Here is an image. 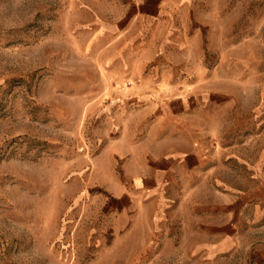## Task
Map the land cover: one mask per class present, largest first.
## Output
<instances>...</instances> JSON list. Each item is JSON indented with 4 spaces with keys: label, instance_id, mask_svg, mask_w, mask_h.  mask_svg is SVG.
<instances>
[{
    "label": "rangeland",
    "instance_id": "374dc122",
    "mask_svg": "<svg viewBox=\"0 0 264 264\" xmlns=\"http://www.w3.org/2000/svg\"><path fill=\"white\" fill-rule=\"evenodd\" d=\"M137 13L157 19L143 39L205 60L229 97L215 184L237 213L227 239L178 223L187 204L157 225L93 182L135 106L116 67ZM0 264H264V0H0Z\"/></svg>",
    "mask_w": 264,
    "mask_h": 264
},
{
    "label": "crops",
    "instance_id": "0c3cea01",
    "mask_svg": "<svg viewBox=\"0 0 264 264\" xmlns=\"http://www.w3.org/2000/svg\"><path fill=\"white\" fill-rule=\"evenodd\" d=\"M133 17L121 38L128 56L116 69L118 80L131 82L121 96L135 106L117 116V135L94 158L93 182L112 198L144 205L142 217L157 225L162 208L164 214L176 200L178 205L187 204V221L177 219L178 223L188 222L199 233L227 239L237 213L229 211L228 191L215 184L222 183L219 139L229 119L221 110L229 97L212 87L214 71L205 60L174 58V51L165 48L166 35L141 37L144 29L153 28L149 23L157 21L155 16ZM168 198L174 199L170 208ZM211 199H218L215 205ZM194 244L221 242L203 238Z\"/></svg>",
    "mask_w": 264,
    "mask_h": 264
}]
</instances>
